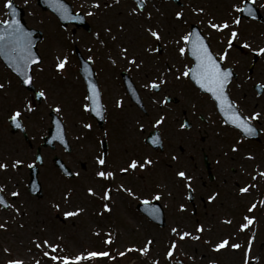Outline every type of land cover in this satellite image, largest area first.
<instances>
[{
    "label": "rangeland",
    "instance_id": "1",
    "mask_svg": "<svg viewBox=\"0 0 264 264\" xmlns=\"http://www.w3.org/2000/svg\"><path fill=\"white\" fill-rule=\"evenodd\" d=\"M23 1L28 3L30 10L29 23L45 30V33L48 34L47 40L40 44L39 49V51L42 49L47 58L43 61L39 71L35 69V75L38 71L36 75L38 77L37 85L46 88L48 101L46 104L41 103L38 105L36 112L26 110L24 114V116H27L26 124L33 132L46 128L50 125V119L44 114L46 105L56 107L57 104L60 105L61 103L63 105L62 117L67 124L68 135L74 146L71 153L62 152L61 156L69 162L74 170H79L80 176L78 177L79 183L60 179L58 172L49 163V165L47 164L41 168L43 171L41 179L44 180L45 195L41 198L29 195L26 190L27 180L25 174L27 175V171L25 165L21 168H12L11 164L18 159L25 162L29 161L31 155L26 151L25 145L20 144L19 133H10L5 136L4 133L8 129L6 131L4 129L0 130V162H7L10 165L7 171L0 170V185H5L9 196L12 192L20 193L15 200L11 201V204L15 206L14 208H0V224L6 225V228L0 229V264H7V261L11 259H22L24 264H36L37 260L40 261V264H61L59 261H53L50 256H45L44 253L49 252L52 255L61 257H75L88 251H109L114 259L109 257L96 258L86 260L82 264H154L157 260L159 264H244L246 258L248 264H264V247L261 245L264 240V214L262 210H255L257 211L255 214L257 219L251 227L249 226V235H243L241 228L238 226L239 223L246 222L243 219L242 212H248L247 207H250V203L254 204L253 202L258 200L259 195L252 190L244 194L238 193L237 186L232 182V179H236V176L241 179L245 176L244 181H242L244 183L261 180L262 177L258 176L257 173L264 172V144L251 143L247 145L243 142L239 144L237 139L240 140V135L233 129L226 128L216 119L210 100L205 96L191 95L189 92L185 95L191 101L192 111L193 107L197 108V113L203 112L212 122L202 126L194 125L189 131L180 129V125L177 126L175 122L176 114L169 113L167 108L162 105V95H156L151 88L145 87L154 80L156 75L158 77L166 70L164 60L161 61L157 58L155 51H149V49H155L156 39L146 31L149 27L154 30L158 28L162 32L160 33L163 41H166V31L168 29L165 27L164 22H170L171 37L177 39L178 42L181 37V28L187 26L185 22L197 21L210 27L209 20L215 23V20L220 22V17L228 18L231 24L236 28L239 27V30L243 33L242 37L237 36L238 40L241 38L249 39L251 46L256 51L264 48V25L257 22H242L239 25L233 23L236 19L232 15V13L234 14V6H230L238 1L241 3L242 0H205L208 9L201 15L193 13V10L188 8L189 4L192 5V9L199 8V0H185L186 5L183 8L175 6V12L182 11L183 17L175 16L173 20L166 17V13L163 14L161 8L158 10L153 7L152 9L157 13L159 19L145 18L143 15L141 17L137 14L138 12L134 13L132 11L136 7L128 0H118V2L115 0L114 3L111 2L112 0H99L102 5L101 8L94 7L95 0H74L78 8L88 10V19L93 25L92 33L79 30L75 35L71 34L72 26L65 30L58 29L57 21L49 15L41 14V10L38 7L36 8L33 0H21V2ZM3 2L4 0H0V14H2L4 7ZM256 4L264 11V0H256ZM89 12L93 14L89 15ZM157 22L160 25H157ZM208 30L211 31L209 28ZM227 30L229 34L227 33L226 37L231 32V29ZM95 32H98V35L102 37L101 42L105 44V47L93 34ZM63 40L68 42L64 43ZM73 43H77L86 55L97 58L104 85L106 78L104 73L109 70L115 71L120 64L129 63L131 57L135 56L137 63L144 62L139 69L135 65L131 66L139 71L137 81L141 85L140 87H142L147 100L154 102V104L150 103L148 106L149 114L146 116H141L140 112L138 114L135 111H123L121 113V117L124 119L123 129L128 133L129 138L126 135L124 136L126 139L133 141V144L129 147L138 148L137 141L145 137L148 128L156 125V121L161 116L166 119L164 124H161V128L165 140L168 142L169 151L159 154V158L153 156L154 163L152 165L154 168L152 167V172L145 171L147 175L149 173L154 176L153 185L150 187L151 179L142 177L133 182V179L129 178L127 186L132 188L136 196L133 197L128 193L122 195L124 202V208L122 209L119 207L113 208L112 211L104 209L103 206L108 201L100 197L103 195L106 183L94 176L99 169L97 159H95L99 146L96 145L94 140H86L87 132L84 125H75V121L78 122L79 117L72 108L77 109L82 116L79 122L87 123L91 117L89 111L83 108V105L87 103V96L85 86L77 75V62H75L74 56L70 52L68 53L73 47ZM182 44L184 46V43L180 41L173 45L180 46ZM122 48L128 49L127 58L124 57L125 59L122 58ZM174 52L176 64L171 63L172 69L177 68L176 66L179 65L176 47H174ZM65 54L69 60L67 67L71 73L67 76V84L63 85V90L65 95L72 99L71 101H66L67 98L64 94L59 98L58 92L61 91V81L57 82L54 79L55 71L58 70L56 68L57 57L62 59ZM231 55L232 53H230ZM110 58L116 59L119 65L110 61ZM244 58L240 56L239 63ZM169 59L173 60L172 56H169ZM262 61L263 64L264 58ZM101 62H104L106 67ZM175 72L167 75V77H170V82L167 85L164 83L165 86H163V89H166L167 92L178 93L180 91L182 82L173 80L174 75H176ZM115 76L116 74L113 72L112 94L110 88L107 90L104 87L107 98L111 103H115L117 98L125 97L124 92L120 90L115 80ZM3 77L0 72V84L4 82ZM171 82H177L176 86L171 85ZM14 87H17V85ZM10 88L4 89V91ZM13 91L15 89H11L10 92ZM23 94V92H20V95ZM242 102L246 105L244 108L247 112L259 110V107L255 108L254 102L250 101V97L242 100ZM187 105L185 100L184 103H181V106ZM0 106H7V110L0 108V119H2L17 104L13 103L12 98L9 99V104H3V100L0 99ZM195 115L197 114L193 111V116ZM108 118H113L112 111L107 114ZM140 124L145 126V133H141ZM118 126H121V124L118 123ZM200 128L202 129L201 133H199ZM113 133L114 130L111 131V142L114 141ZM201 135L206 136L204 142H201ZM117 144H119L118 141ZM179 145L187 149L182 159H177L175 156V154L177 156L181 154ZM233 146L236 147V151H233ZM201 147L209 153L212 163H214V172L219 179L214 186L210 187L209 194L212 190L218 191L219 194L212 203H208L207 215L200 220V224L196 221L195 216L191 214L188 200L184 194L189 183L200 194L207 190L202 184V181L207 180V177L203 172V175L200 176L198 170L203 165ZM151 154L149 148L142 147L138 150L136 156H139L140 161L144 162L146 158H150ZM249 154L252 158H249ZM190 155L191 160L189 159ZM80 160L87 162L85 170L81 169ZM178 170L186 171V174L190 175L192 180H179V177H177ZM253 177H256V179H253ZM90 187L94 188L98 194L91 195L87 191ZM157 192L162 194L160 201L165 206L167 213L168 225L164 228L148 222L134 207V204L140 199L151 197ZM95 201L97 202L95 203ZM56 204L60 205L59 209L55 207ZM181 204L188 207L182 211L180 209ZM231 207L233 210L239 207L238 213L242 220L241 218L238 220V225L234 220L231 223L227 222L226 218H232L229 212ZM16 209H19V212ZM77 209H83V211L74 216L64 215L66 212H75ZM57 214L65 218V223L58 218ZM200 225L204 226L203 232H197ZM173 227L178 228L181 232H191L193 236L199 235L200 239L185 238L181 240L171 231ZM113 231L115 236L118 234L116 239ZM109 234L113 238L112 244L106 243ZM247 235L249 236L248 239H246ZM223 239H228L229 245L239 243L241 247L233 249L229 246L216 251L214 246ZM44 240L59 244L60 248L52 253L47 246L36 247L37 243L43 244ZM148 240H152L153 244L149 253L145 256L136 249L144 247ZM173 241L177 243V250L173 253V258L169 259L167 252ZM250 241L252 250L249 253L247 247ZM5 249L10 251H5ZM129 249L137 253L136 259L128 251ZM261 249L262 253H260ZM120 252H124L125 255L120 256Z\"/></svg>",
    "mask_w": 264,
    "mask_h": 264
},
{
    "label": "snow or ice",
    "instance_id": "2",
    "mask_svg": "<svg viewBox=\"0 0 264 264\" xmlns=\"http://www.w3.org/2000/svg\"><path fill=\"white\" fill-rule=\"evenodd\" d=\"M118 2V0H116ZM56 3L60 5V7L67 12V9L63 8L62 0H56ZM101 5L99 3V0H95L94 7L99 8ZM5 7L13 12L15 14V5L13 3V0H6ZM145 7V0H137V8H134L132 11L134 13L138 12V10L143 9ZM249 11V13L252 12V9H246ZM198 11L203 12V9H199ZM93 13L89 12V15H92ZM183 12H177V17H183ZM151 14L149 13V17ZM65 19L68 18V15H65ZM211 28L216 29L218 31H223L224 29L229 28V24L227 21H224L223 23L217 24L213 23L212 20L208 21ZM234 24H240L241 21L239 19H235L233 21ZM0 24H6L8 27L5 29V34H0V53H4L5 55L14 54L17 56V63H16V70L22 71V74L24 76V83L25 84H31L33 82V77L28 74V68L30 64L32 63H39L40 57L34 56L31 51L32 47V41H31V33H28L25 31L23 25H21L19 20L9 21V20H3L0 21ZM123 27V26H121ZM110 31V29H109ZM146 31L154 37L156 40H161L162 36L160 31L154 30L153 28L149 27L146 29ZM237 31L233 29L231 31V36L228 40V48H231L233 46V41L237 38ZM115 39V37H113ZM181 40L184 42V46L180 47L178 49L180 55H186L191 54L195 58V66L192 68H188L185 66V70L181 73V76L183 77H189L191 76L192 79L195 80V82L202 88L205 89L207 92L211 93L215 100L217 101L220 111L223 113V115L226 117V123H231L235 125L237 128L241 129L243 134L252 136L256 134V129L252 124L253 120H260L262 119L261 113L256 112L253 113L251 116H245L240 110L239 106L235 104L228 96V93L226 92V87L229 83V77L231 76V70L225 69L221 67V60H227L228 58V52L225 50V52L218 58L216 55L213 54V52L210 50L208 43L205 41V38L201 36L198 32L193 33L189 32L181 37ZM179 43V41L177 42ZM245 47L251 48L252 46L250 44L245 43ZM149 51H159V49H149ZM253 51H256V49H253ZM122 54L127 58V48L121 49ZM259 52L264 53V48H260ZM89 59H92L89 57ZM57 64L56 68L63 70L66 65L69 63L68 57L65 56L62 59L60 57H57ZM115 63V61H113ZM130 64H133L136 66L137 69L141 67V64L143 61H140V63H137V59L135 56L131 57L129 60ZM85 72H88V69H84ZM178 79L180 77H177ZM166 83L165 80L159 79L153 80L150 84L145 85L147 88L152 89H161L162 84ZM4 85L0 84V89H3ZM89 88L90 92L89 95L86 97V99L89 101V103H85L83 105V108L86 111H92L95 112L96 115H101L104 106L100 103V91L96 84L89 81ZM46 93L44 91L39 92L40 97H45ZM165 102H167L165 100ZM118 107H123V101H118L117 103ZM29 112H31L32 106L29 104L28 109ZM54 112L59 113L62 111V108L59 104L53 109ZM22 112L20 109H17L12 116L10 117L11 121L16 125V127H21L20 120L18 118H21ZM165 117L161 116L157 121L156 125H160L164 122ZM59 123V121H57ZM184 125H182L183 127ZM86 128L91 129L92 125L87 124L85 125ZM141 128H143V125H141ZM152 142L159 143L157 139H153ZM236 147L233 146V151H236ZM249 158L251 157V154H249ZM97 162L99 165H101V169L96 172V176L102 179H114L115 173L112 171H105L103 166L106 165V159L104 157L98 156ZM154 161L151 158H146L144 162H141L137 159H132L128 166L126 168H121L120 171L123 173H127L130 170L135 171L137 168L139 169H145L148 166L152 165ZM22 160H16L11 164L12 168H16L19 165H22ZM32 165H30L31 167ZM10 165L7 162H0V170L7 171ZM71 175V173H69ZM258 176L264 177V172H258ZM177 176L184 178L186 180H192L191 176H188L184 171L177 172ZM253 179H256V177H253ZM188 188L191 189L192 185L189 183ZM253 187V185H249L246 187L240 188L241 193H246L249 191V188ZM120 189L124 192H127L129 195L135 197L136 193L132 190L131 187H125L123 184L120 185ZM5 186L0 185V206H3L5 208H14L15 206L10 204L4 195ZM91 195H97L98 193L94 188H88L87 190ZM112 192L113 189L111 187L106 188L103 192V195L100 197L103 200H111L112 199ZM13 196L18 197L20 195L19 192H12ZM162 194L157 192L153 197L152 200H160ZM210 200L215 199V196L209 197ZM144 204L149 205L151 204V200L145 198ZM55 207L59 209L60 205L56 204ZM104 209L108 211H112V208L109 204H104ZM257 207V205L254 203L252 207L249 209V211L254 210ZM180 209L183 211L186 209V206L181 204ZM17 212H19V209H16ZM83 209H77L75 212H66L64 213L65 216H74L82 212ZM159 209L155 208L153 209V214L158 213ZM255 220V217H245V223H243L240 227L241 230H245L249 228V225L253 223ZM228 223H231V221H227ZM6 228L5 224H0V229ZM173 233H175L181 240L185 238H192V239H200L199 235L193 236L191 232H181L178 228L173 227L171 229ZM204 226L200 225L197 228V232H203ZM98 234V233H97ZM113 238L111 234H109L108 239L106 240L107 244H112ZM153 244L152 240H148L146 245L142 248L136 249L143 255H147L150 251V248ZM47 246L49 249H51L52 253H55L59 248V244L50 243L48 240H44L43 244L37 243L36 247L41 248ZM231 247L233 249H239L241 245L239 243H232L229 245L228 239H223L219 243H217L214 246V249L216 251H220L221 249H224L226 247ZM177 250V243L173 241L171 243V246L167 252V257L169 259L173 258V253ZM252 250V243L251 241L248 244L247 252H251ZM5 251H10L9 249H5ZM128 251H132V249H129ZM45 256H50V258L53 261H59L61 264H82V262L90 259H96V258H102V257H111L110 253L107 251L97 252V251H88L87 253H81L75 257H68V256H59V255H52L49 252L44 253ZM120 256H124V252L119 253ZM7 264H24V261L22 259H11L7 261ZM36 264H40V261L37 260ZM154 264H159V261H155ZM244 264H248L247 258L244 261Z\"/></svg>",
    "mask_w": 264,
    "mask_h": 264
},
{
    "label": "water",
    "instance_id": "3",
    "mask_svg": "<svg viewBox=\"0 0 264 264\" xmlns=\"http://www.w3.org/2000/svg\"><path fill=\"white\" fill-rule=\"evenodd\" d=\"M40 4L44 7V8H51L52 10L56 11L59 16L61 17V19L66 23L68 22L69 20H72L73 19V16L71 15L70 11H69V7L66 6L63 2H62V5H63V8L64 9H67V12H65L61 7L60 5H58L56 3V0H39ZM12 15H13V19L11 21H15V20H19L21 25H23L24 27V23L23 21H21V13L20 11H17L15 9V14H13L12 12ZM65 15H68V18L65 19ZM8 26L6 24H3V25H0V34H5V29L7 28ZM25 31L28 32V33H31V41H32V47H31V51H32V54L34 56H38L37 53H36V44L37 42L39 41V37L36 36V32L33 31V30H28L24 27ZM198 31L195 29L193 30V33H197ZM2 55V57L4 58V60L6 61V63L11 66L13 68V70L18 73L21 78L23 79V82H24V76L22 74V71H17L16 70V63H17V56L14 55V54H9V55H5L4 53H0ZM36 64V63H32L30 64L29 68H28V74L31 75V69H32V66ZM89 66H90V63L88 62H83V69H82V72L83 74L85 75V78L88 82V85H89V81H92V77H91V74H90V70H89ZM87 68L88 69V72H85L84 69ZM232 78V75L229 77V82ZM27 86H29L30 84H26ZM198 85V84H197ZM202 89V88H201ZM204 91H206L205 89H202ZM89 91H90V88H89ZM96 114V113H95ZM54 124L55 126H58L59 124L57 123V120L55 119L54 121ZM56 130V127L55 129ZM30 187H31V190L34 192V193H37L40 188H39V183H38V180H37V175L36 173L34 174L33 176V179H32V182L30 184ZM152 216V215H151ZM156 221H158L159 223L161 224H165V219H164V214L163 212L161 211L160 209V212L157 213V215L155 217Z\"/></svg>",
    "mask_w": 264,
    "mask_h": 264
},
{
    "label": "flooded vegetation",
    "instance_id": "4",
    "mask_svg": "<svg viewBox=\"0 0 264 264\" xmlns=\"http://www.w3.org/2000/svg\"><path fill=\"white\" fill-rule=\"evenodd\" d=\"M217 42H218V38H217L216 41L214 39H212V43L214 45H216ZM126 66H127V64H126ZM249 68L250 67L247 68V80L253 81V82H254V79H255V81H258V82H263L264 81V78L260 74L261 73V70L256 69L255 66H254L253 70H251V71L249 70ZM128 69L131 72H133L134 77H135V75H137V73H136V71L134 69H131V68H128ZM122 71H123V69L120 67L118 69V81H119L118 82V85L120 87H123V91H124V93H126L125 92V87H124V84H123V81H122V76H121V72ZM255 84L256 83H252L251 86H248L247 90H250V88H252L254 90L255 89ZM259 91L262 92L263 89H260ZM118 108L120 109V107H118ZM47 130H48V128L46 127L43 133L42 132H39V131H36L35 132V135H33L32 133H30V131H29V133L32 136V139L34 141H36V142H34V141L33 142L32 141L30 142L29 140H27V138L24 136L23 133H20L19 134L20 135V138L24 141V143H27L26 150L31 155H33L35 158H36L37 149H38L39 145L41 144L40 142H37L38 140L36 139V136L40 137V134H42L41 135V138H43L44 135H45V133L47 132ZM29 133H28V135H29ZM62 150H63V147L61 145H59L58 143H55V147L54 148H51L49 146L48 147H43L42 148V153H43L44 158L46 160V164H48L49 162L53 164L54 163V157H55V155L56 154H60L62 152ZM182 150H183V148H182ZM1 185L5 186L4 184H1Z\"/></svg>",
    "mask_w": 264,
    "mask_h": 264
}]
</instances>
